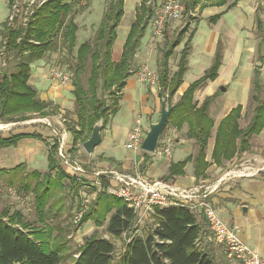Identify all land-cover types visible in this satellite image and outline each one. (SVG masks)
Segmentation results:
<instances>
[{
    "label": "trees",
    "instance_id": "16d2710c",
    "mask_svg": "<svg viewBox=\"0 0 264 264\" xmlns=\"http://www.w3.org/2000/svg\"><path fill=\"white\" fill-rule=\"evenodd\" d=\"M201 1L188 0L187 9L194 8ZM224 2L220 0L219 4L223 5ZM80 3L81 0H46L35 10L26 26L14 28L6 21L0 23V43L2 46V41L5 42L7 60L6 65L0 62V121H22L34 114L45 116L61 109L52 101L41 99L30 84L32 63L57 48L59 32L65 27L67 17ZM124 4L125 0H108L93 41L83 42L79 46L77 62L72 67L74 117L70 118L66 114L73 140L72 151L78 149V143L82 146L91 136L93 126L99 119H104L103 130L106 128L111 117L119 110L127 78L134 73L133 59L153 11L147 5V0L141 2L121 57L114 60L113 46L117 39V28L124 16ZM219 17L220 14H216L211 20ZM189 25L188 22L177 37L169 42L167 24L158 67V82L162 97L166 98L169 105H174L167 126L181 129L187 124L188 136L195 139L198 147L195 154L182 161L171 162L167 175L161 179L165 181H173L175 177L183 175L189 161L194 163L196 178H204L211 165L222 166L249 151L251 139L264 129V85L260 66L254 70L251 88L254 106L247 124L241 126L240 120L245 114L243 105L238 104L218 124L211 160L207 159L206 151L215 126L209 107L216 95L207 96L199 104L195 100V92L218 76L223 53L218 44L213 64L189 85L177 101H173L188 69V55L196 29L185 41L178 68L172 74L169 60L181 44ZM77 31V24L70 20L64 31L68 44H75ZM89 53L91 66L88 86L85 88L82 73ZM24 138L42 139L43 135L37 131L16 132L5 137L0 135V148L15 146ZM48 146V169L43 173L38 170L28 171L24 164L0 169V176H3L7 185L15 187L19 192L33 193L39 221V224L31 227L20 211L11 212L8 207L3 209L0 213V264H114L116 247L111 237L122 238L123 233L129 234L134 230L133 210L123 199L99 191L87 205L75 229L88 221H93L97 228L106 223L105 230L110 239L95 231L85 238L77 252H71L67 229L57 219L65 211L68 197L65 190H70L68 193L72 197L74 193L79 197L82 183L60 166L54 136ZM143 152L148 158L150 153ZM152 218L154 227L147 235H137L129 242L125 241V251L117 264H216L206 248L209 231L205 227L207 220L204 216L198 219L197 214L187 205L180 203L155 207Z\"/></svg>",
    "mask_w": 264,
    "mask_h": 264
},
{
    "label": "crops",
    "instance_id": "0c3cea01",
    "mask_svg": "<svg viewBox=\"0 0 264 264\" xmlns=\"http://www.w3.org/2000/svg\"><path fill=\"white\" fill-rule=\"evenodd\" d=\"M219 1L220 0H207V7H203L206 4V1L202 0L194 8H190V10L194 12V15H196L195 13H197L202 7L200 15L201 18V16H203L204 10H206L207 8L210 12L209 15H207V18H209L212 23L216 24L218 21L223 20L226 24L228 23L227 25L230 27V23H238L237 15L235 17L232 14L233 11L238 9L241 13L247 16V19L251 20L252 25L249 28V31L246 33L247 39L246 43L244 42V46L242 47L240 45V47L238 48L237 45L236 47H234V49L236 50L232 54H230L231 49H226L223 53V63L219 70L218 76L214 80L206 83L203 87L195 92V100L199 104L202 103V101H204L207 96L216 95L211 103L213 106V115L210 110L211 105L209 107V113L210 115H212L211 118L213 119L215 126L213 128V135L209 140L206 151L208 160H211V155L214 147L215 132L218 124L231 111L232 108L236 107L238 104L243 105L244 102L241 100V82L238 81L239 79H234V75L236 74V72L245 75L250 74L251 77L249 78L248 86L246 85L244 87V90H249L250 88H252L254 70L257 65L255 64V66L250 67L249 63L252 59L257 44V35L255 34L257 30L262 36L258 47L260 48L264 43V0H224L225 2L223 5H220ZM140 3H138V5ZM211 7H218L222 9V12L219 13L220 17L217 20H211L212 17L216 15H210ZM258 19H260V24H258ZM244 28L245 27L243 26L242 29ZM194 29H197V27ZM117 39L113 46L114 60L120 59L123 45L126 41L125 39L120 47H117ZM153 39L151 40V44L148 46V57H146L145 59L143 58L144 54L143 52H141V48L139 47L133 59V68L135 69V71L126 80L125 87L122 91L119 110L109 120L107 128H105L104 130V136L101 134V143L94 149L92 156H89V159L92 161L91 165L95 166V169L97 170L118 169L130 174L140 172L154 180L162 179V177L167 175L171 162L175 163L182 161L189 155L195 154L197 151L198 146L195 142V139L188 136L187 124H185L181 129H177L174 126L169 125L172 127L175 139L178 138V141L175 143V145L173 142L172 154L170 157L159 158L150 154L149 157L146 158L143 150L128 149L126 147L129 139V134L133 131L132 125H134L135 119L137 120L139 117L142 118V127L146 132L149 128V125L152 122H156L161 114L162 89L160 85L158 84L152 86L149 83L141 82L137 76V69L143 64L148 63L149 60L153 62V68L157 70V62L159 56L157 55V53H155L154 45L152 43ZM155 40H157L158 42H161V40L164 41V35L161 38ZM220 41L221 39L218 40L217 47ZM259 57L260 60L257 62V64L261 66V70V68L264 67V56H262V53L260 54V51ZM42 59H39L37 61H40ZM226 63L229 64L228 68H231V72L226 73V71H224L223 75L222 71L225 69ZM170 73L172 74L174 73V71L170 69ZM49 75L50 74L46 73L44 69L40 67L37 69L35 67L34 72L31 73L30 77V79L33 77L35 84H30L37 90V92L40 91V97L43 100H52L56 103L64 105L63 103H65L66 100H69L67 96L68 91L72 92L73 90L72 81L68 84H63L53 80V78L51 76L49 77ZM192 82L193 81L186 80L184 75L183 82L179 87L177 93L175 94L173 101H177ZM232 82L235 83L237 90L239 88L238 92L240 94V102L237 105H235V97L229 96V94L231 93V91L229 93V86ZM207 85L211 87L210 91L208 92L209 95H207ZM44 87H46V89H44ZM222 88H225V90H223ZM205 89L206 91H204ZM226 97H229V99L227 100ZM121 114L123 115V118L120 121L118 120V116H120ZM109 123H111V130H115V134H113L109 129ZM121 129L124 132L125 140V142L123 143V148L120 146V144L114 143L119 135L117 133L121 131ZM263 134L264 129L259 135L255 136L259 137ZM50 135H52V132H50ZM1 136L5 137L8 135ZM44 138V136L42 139L24 138L14 146L16 148L15 150H6L0 153V164L2 165L1 168H12L4 165L12 163L15 164L14 166L24 164L27 166L28 170V167H33L36 163H41L44 161L43 159L46 158L47 163L44 164L48 169V151L47 147L44 144ZM70 141L71 143H73L72 137H70ZM30 146L31 148H29ZM77 146L78 149L76 151L77 153L81 154L82 146L80 145V143H78ZM5 148L7 149V147ZM71 153H73V151H71ZM176 154H178V157H175L174 159V156H176ZM246 154L247 152H244L240 156V158H243V156ZM238 158L239 156L235 157L232 161L225 162V164L222 166H218L216 164L211 165L206 172V176L199 179H197L194 175V163L192 161H189L184 168L185 173L183 175L175 177L172 182H175L182 187H192L197 185L207 187V191L209 192L208 200L216 208L220 217L228 226L233 228L237 235L252 249H254L264 260V173L260 172L254 176L236 175L235 173L232 174L231 171L233 169L229 167ZM139 166L141 168V171H138L137 169ZM190 166L191 171L189 172L187 169ZM33 170L37 169L33 167ZM100 177L105 182L109 181L107 177ZM88 179H90L92 183H95L100 178L99 176L97 177V175L90 174L88 176ZM93 192L95 194V191ZM197 217L198 219H203L202 214H197ZM205 224L207 225V231H209L207 232L206 240L207 250L213 256L216 264H241L236 260L227 258L225 247L216 243L214 240H212V238H210L211 232L209 230L208 222Z\"/></svg>",
    "mask_w": 264,
    "mask_h": 264
},
{
    "label": "rangeland",
    "instance_id": "374dc122",
    "mask_svg": "<svg viewBox=\"0 0 264 264\" xmlns=\"http://www.w3.org/2000/svg\"><path fill=\"white\" fill-rule=\"evenodd\" d=\"M206 4L203 7H207V0ZM142 0H125L124 4V16L122 18V21L120 25L117 28V33H118V39L116 42V46L120 47V45L124 42L126 39L130 26L133 22L135 11H137L139 5L141 4ZM108 0H81L80 5L76 6L73 12L67 17L64 26L72 20L75 22L78 26V31L76 33L77 35V40L74 45L68 44V41H66L65 36H64V31L65 27L61 29V31L58 34V42H57V48L51 52H49L42 60L40 61H35L32 63V70L31 73L34 72V68L36 67L37 69L40 67L45 70L46 73L50 74L49 77L51 76V68L54 66H61L68 74L73 76V71L72 67L73 65L76 64L77 62V52L79 49V46L86 41L92 42L97 30V27L101 21V18L103 16V13L105 11V8L107 6ZM138 3H140L138 5ZM187 6V1L185 2ZM138 5V6H137ZM187 8V7H186ZM211 14H219L222 12L221 8L218 7H211ZM201 11L202 7L199 9L196 15L191 16V11L190 9H187L186 13L184 16L178 20V21H173L169 23V29H168V40L169 42L173 41L178 33L183 30L186 25L189 22V29L186 32V34L183 37V40L181 44L176 48L174 51L173 55L170 57L169 60V66L170 69L173 70L174 72L178 68L179 60L181 57V51L184 47V43L191 34V32L194 30V28L197 27L195 30V36L193 37L192 43H191V50L188 55V70L185 74L186 80L190 81H195L199 77H201L205 70H207L213 63L215 53L217 51V42L219 39L221 41L219 42L220 47L222 48V53L226 49L230 50V54H232L236 49L238 45V48L240 45L243 47L244 42L246 43V33L249 31V28L251 27L252 23L250 19H247V16L241 13L238 9L233 11V15L236 17L237 15V24H232L230 23V27L225 23V21L221 20L218 21L216 24L212 23L209 18H207V15H209V11L206 8L204 10L203 16H201ZM9 13V7L6 3L5 0H0V22L4 21L6 17L8 16ZM208 13V14H207ZM232 16V15H231ZM238 25V26H237ZM243 26L245 27L244 29ZM243 30V31H242ZM256 39H257V44L254 50V54L252 56V59L250 60V67L257 65V67H260L257 62L260 60L259 57V51L260 54L264 53V43L262 46L259 48L258 44L261 40V35L259 34L258 30L255 33ZM152 27L149 24V26L146 29V32L144 36L141 39V52L144 54V59L148 57V46L151 44L152 40ZM154 45V50L155 53L159 56L158 62H157V76H158V67H159V61L161 58V48L164 46V41L161 40V42H158L155 40V38L152 41ZM227 50V51H228ZM264 62V60H263ZM149 67L154 69V64L152 61L149 60L148 63H146ZM13 65V64H12ZM11 65V66H12ZM144 65V64H143ZM229 64L226 63L225 69L222 71V74L224 75V71L231 72V68H228ZM90 66H91V59H90V53L86 57V67L85 70L82 73V82L85 88L88 86V77H89V71H90ZM13 67V66H12ZM134 69V68H133ZM140 69V67L137 69V71ZM155 70V69H154ZM262 73H261V79L262 83L264 85V67L261 68ZM135 71V69H134ZM222 76V75H221ZM251 75H245L241 74L239 72H236L234 75V79H239L238 81L241 82L240 84V89L242 90V95H241V100L243 102V113L245 116L240 120L241 126L244 127L248 120L249 116L252 113V109L254 106V102L252 101V90L251 88L245 89L244 87L247 85L248 86V81ZM33 77L30 79L31 84H35ZM159 84V83H158ZM73 86V85H72ZM222 87V86H221ZM220 87V88H221ZM46 89V87H44ZM211 87L207 85V95H209ZM206 91V89L204 90ZM231 91V93H230ZM239 88L238 90L236 89L235 83L232 82L229 86V96L235 97V101L237 105L240 100H239ZM39 97L40 91H38ZM220 95V94H219ZM67 96L69 100H66L64 105L60 103H56L55 101H52L54 104L58 105L59 108L64 110L66 114L70 117H74V95L72 92L68 91ZM41 98V97H40ZM42 99V98H41ZM228 100L229 97H226ZM73 103V105H72ZM169 105V104H168ZM211 113L213 115V106L211 104ZM210 114V113H209ZM210 115V116H212ZM42 116L40 114H34L31 117H29L26 120L32 119L33 117H39ZM123 115L121 114L118 116V120H122ZM10 121V122H3L0 121V125H6V124H16L15 126L13 125V128L11 129H0V135H9L11 133H16V132H32V131H37L40 132L45 138H44V144L47 147L48 151V145L50 144L52 140V135H50L51 130L47 128L42 123H33L30 125H27L24 123V121ZM23 122V123H22ZM72 125V124H71ZM108 125V124H107ZM136 119L134 125H132V130H134L136 126ZM107 128V126H106ZM109 129L111 130V123H109ZM105 130V129H104ZM104 130L102 131V135L104 136ZM113 134H115V130H111ZM117 134L118 138L115 140L114 143L120 144V146L123 148V143L125 142L124 140V132L121 129ZM168 135L173 138L174 145L178 141V138L175 139L174 133L172 131L171 126H167L165 130L163 131L162 136ZM31 148V146L29 147ZM16 148L14 146L8 148H1L0 153L6 151V150H15ZM81 154L77 153V151H73L71 153L72 158L76 160L78 163L82 164L85 166V168L89 171H91L93 168H96L95 166L91 165V160L89 159V156H92L87 154L84 149L81 148ZM176 151V150H175ZM176 153V152H175ZM151 154V153H150ZM175 157H178V154H176ZM1 159V155H0ZM44 161L41 163H36L33 167L36 168L37 170L41 171L42 173L47 170L45 167L47 160L46 158L43 159ZM45 163V164H44ZM264 163V134L259 136V137H254L251 141V147L250 150L247 151V154L243 156V158H238L236 161H234L229 168L235 170V169H240L242 168L240 164H242L244 167L246 166H259ZM7 167H13L15 164L9 163V164H4ZM2 165L0 164V168ZM33 167H28L29 171L33 170ZM138 171H141L140 166L137 168ZM189 172L191 171V166L188 167L187 169ZM264 173V171H263ZM81 183H84L81 185L80 188V196L76 195L74 193V197H72V194L68 191V189L65 190V192L68 194V197L65 201V211L58 217L57 221L65 227V230L67 229L68 239H69V246L71 248V252H77L79 246L84 243L85 238L93 234L95 231H98L99 235H105L106 234V223L103 227L97 228L95 223L93 221H88L84 223L82 226L79 228L75 229L76 223L74 222L75 216L77 213L83 208V205L90 204L91 201L95 198L94 190L93 187L91 186V181L90 179H85L83 181H80ZM67 183V182H66ZM86 200H89L88 203L85 202ZM8 207L11 212L13 211H20L22 215L24 216V220L27 221L28 223L31 224V227L36 226L39 224L38 217L36 214L35 206H34V195L33 193H24V192H19L16 190L15 187H11L6 184L4 181L3 176H0V213ZM154 227V219L150 217L146 223V225L142 228V232L144 235H147L150 230ZM205 227L207 228V225L205 224ZM111 240L115 243L116 251L113 257V263L117 264L120 257L123 255L125 251V240L123 238H114L111 237ZM202 243L201 245H203ZM207 248V246H206Z\"/></svg>",
    "mask_w": 264,
    "mask_h": 264
},
{
    "label": "built area",
    "instance_id": "2783aa9c",
    "mask_svg": "<svg viewBox=\"0 0 264 264\" xmlns=\"http://www.w3.org/2000/svg\"><path fill=\"white\" fill-rule=\"evenodd\" d=\"M9 13L4 21L8 25L16 28L20 25L26 26L35 10L39 8L46 0H5ZM187 0H147V5L152 8L153 16L150 20L152 27V37L155 39L161 38L164 35V30L170 22L180 20L187 11ZM191 11V10H190ZM191 16L194 12L191 11ZM3 45L0 43V62L6 65V53L4 40ZM51 77L53 80L63 84H68L72 81V75L68 74L61 66L51 68ZM137 76L141 82L149 83L152 86L158 85V76L156 70L144 64L137 71ZM42 123L52 132L56 138L57 152L56 157L61 166L72 177H76L79 181L88 178L90 174L99 176V180L91 183L95 193L103 191L107 194L117 196L123 199L135 214L134 230L127 234L123 233L122 238L129 242L134 236L143 235L142 228L146 225L148 219L153 216L155 207H164L175 204H185L195 214H202L209 226L211 232L210 238L216 243L223 245L226 250L227 258L236 260L241 264H264L263 258L244 242L235 232L233 228L228 226L220 217L216 208L208 200L209 192L207 187L192 186L182 187L172 181L161 179H151L149 176L137 172L135 174L126 173L118 169L97 170L93 168L87 170L85 166L78 163L72 158V143L70 141V131L67 123L68 118L66 112L62 109L53 114L45 116L33 117L24 121L27 125L33 123ZM23 123V122H22ZM134 130L129 134V139L126 144L128 149H141V143L145 136V130L142 127V118L136 120ZM16 124L3 125V129H11ZM173 148V138L171 136H162L158 147L151 155L155 157H170ZM240 169L232 170L231 173L236 175L254 176L264 171V163L259 166H246L241 164ZM100 176L107 177L108 182H104ZM96 188V189H95ZM88 203L89 200L85 199ZM87 205L75 216L74 222L78 224ZM110 239L108 233L102 235Z\"/></svg>",
    "mask_w": 264,
    "mask_h": 264
},
{
    "label": "water",
    "instance_id": "95a60500",
    "mask_svg": "<svg viewBox=\"0 0 264 264\" xmlns=\"http://www.w3.org/2000/svg\"><path fill=\"white\" fill-rule=\"evenodd\" d=\"M225 90V88H222ZM174 105H168L166 98L162 97V110L159 119L149 125L141 143V150L154 153L159 145L163 131L165 130ZM104 119H99L93 126L91 136L82 144V148L91 155L94 149L101 143Z\"/></svg>",
    "mask_w": 264,
    "mask_h": 264
},
{
    "label": "bare ground",
    "instance_id": "6f19581e",
    "mask_svg": "<svg viewBox=\"0 0 264 264\" xmlns=\"http://www.w3.org/2000/svg\"><path fill=\"white\" fill-rule=\"evenodd\" d=\"M0 129H2V126L0 125Z\"/></svg>",
    "mask_w": 264,
    "mask_h": 264
}]
</instances>
